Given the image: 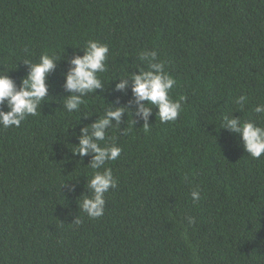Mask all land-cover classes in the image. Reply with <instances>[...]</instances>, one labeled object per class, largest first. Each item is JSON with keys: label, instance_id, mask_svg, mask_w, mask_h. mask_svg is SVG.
Masks as SVG:
<instances>
[{"label": "trees", "instance_id": "obj_1", "mask_svg": "<svg viewBox=\"0 0 264 264\" xmlns=\"http://www.w3.org/2000/svg\"><path fill=\"white\" fill-rule=\"evenodd\" d=\"M90 40L109 48L101 87L70 112L80 94L65 77ZM45 53L54 67L37 115L0 127V264H264V154L223 126L264 127V0H0V74L19 89ZM160 61L182 109L164 123L131 79ZM85 128L120 147L117 160L91 168L93 154H78ZM105 169L116 187L92 219L79 204Z\"/></svg>", "mask_w": 264, "mask_h": 264}, {"label": "clouds", "instance_id": "obj_2", "mask_svg": "<svg viewBox=\"0 0 264 264\" xmlns=\"http://www.w3.org/2000/svg\"><path fill=\"white\" fill-rule=\"evenodd\" d=\"M109 48L105 44L96 41H88L82 57H75L72 61V68L65 77V89L70 93H79L67 98L64 103L68 111L77 110L81 105V96L91 93L101 87V81L98 74L105 71V59ZM142 58L143 54H142ZM148 59H156L157 53L152 52ZM28 63V61H25ZM54 67L53 56L47 53L42 54L39 63L32 64L26 79L17 89L13 80L6 75L0 74V104H5L10 110L7 112L0 111V127H19L26 116L37 115V108L41 101L47 95V86L45 78ZM152 71H141L139 75L131 77L133 81L132 91L137 102L147 101L155 105L158 109L157 116L162 123L174 121L182 109L180 100L173 101L169 99V91L174 87L176 81L164 71L163 61L151 64ZM117 89L121 90L126 87V82L121 81L117 84ZM182 99V98H181ZM244 96L239 97V102L243 103ZM125 110L123 108L115 111H108L105 116L99 119L91 127L94 129L92 137L96 140H103L105 128L111 120L119 121L120 116ZM255 113H264V105L258 104L254 108ZM139 115L145 121L150 115V110L143 105L139 108ZM234 133L239 134L243 141L244 150L253 159H259L264 154V127H259L253 122L241 123L238 119L227 120L223 125ZM144 130L148 131L145 123ZM85 128L81 132L78 145V154L81 156L93 154L91 168L97 169L104 162L115 161L121 154V148L113 146L110 148H101L93 142L92 137ZM116 180L113 178L111 170L105 169L103 173L96 172L89 180V188L92 190L91 198H83L79 204L80 210L89 218L96 219L104 214L105 199L104 195L110 188L116 187ZM193 201L200 199L198 191L191 192ZM188 222L191 224L194 219L189 217Z\"/></svg>", "mask_w": 264, "mask_h": 264}]
</instances>
